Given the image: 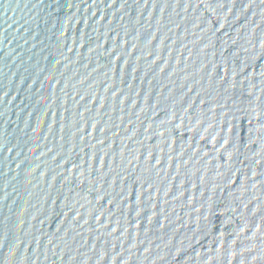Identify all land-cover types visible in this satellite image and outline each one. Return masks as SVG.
Segmentation results:
<instances>
[{"label": "water", "instance_id": "obj_1", "mask_svg": "<svg viewBox=\"0 0 264 264\" xmlns=\"http://www.w3.org/2000/svg\"><path fill=\"white\" fill-rule=\"evenodd\" d=\"M0 264H264V0H0Z\"/></svg>", "mask_w": 264, "mask_h": 264}]
</instances>
